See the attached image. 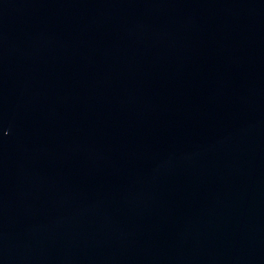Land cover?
<instances>
[{"label": "water", "instance_id": "95a60500", "mask_svg": "<svg viewBox=\"0 0 264 264\" xmlns=\"http://www.w3.org/2000/svg\"><path fill=\"white\" fill-rule=\"evenodd\" d=\"M0 264H264V0H0Z\"/></svg>", "mask_w": 264, "mask_h": 264}]
</instances>
